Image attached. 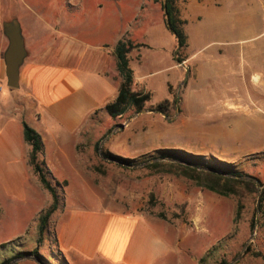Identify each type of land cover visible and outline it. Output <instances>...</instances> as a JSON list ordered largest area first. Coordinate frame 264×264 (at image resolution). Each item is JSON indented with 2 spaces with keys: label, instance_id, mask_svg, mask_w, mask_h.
I'll use <instances>...</instances> for the list:
<instances>
[{
  "label": "rangeland",
  "instance_id": "1",
  "mask_svg": "<svg viewBox=\"0 0 264 264\" xmlns=\"http://www.w3.org/2000/svg\"><path fill=\"white\" fill-rule=\"evenodd\" d=\"M235 2H227L223 19L212 22L203 15L192 24L191 43L184 27L188 45L177 53L184 65L175 56L174 71L134 84L135 90L152 92L142 111L132 108L99 124L94 119L96 124L86 128L85 140L78 144L83 160L78 172L66 181L51 178L58 208L42 234L41 217L54 202L51 192H26L29 199L19 203L0 194V264H70L56 248L54 230L57 211L67 203L96 209L107 205L159 218L174 246L170 264H264V223L258 211L264 187V0H254L249 9L247 0ZM234 7L239 20L230 15ZM141 20L146 25L144 17ZM150 24L158 47L176 39L160 19ZM251 46L255 53L246 54L245 60L225 64L207 58L211 52L219 57L220 50L231 49L236 55ZM177 48L178 43L175 52ZM142 54L149 62V54ZM131 56L137 74L149 70V64H136L139 52ZM156 56L162 65L170 61L162 49ZM4 92H9L7 85L0 89V112L8 106ZM166 99L168 109L162 112L157 105ZM166 151L205 166L220 162L224 175L244 171L245 180L256 182L258 189L251 192L238 183L237 193L224 195L184 176L178 167L152 166L172 161L160 157ZM67 166L66 172L72 173L73 166ZM257 217L258 225L253 226ZM36 249L40 256L33 253ZM20 251L31 252L17 257Z\"/></svg>",
  "mask_w": 264,
  "mask_h": 264
},
{
  "label": "crops",
  "instance_id": "2",
  "mask_svg": "<svg viewBox=\"0 0 264 264\" xmlns=\"http://www.w3.org/2000/svg\"><path fill=\"white\" fill-rule=\"evenodd\" d=\"M235 1L176 0L190 43L192 24L203 15L212 22L223 19L227 2ZM230 15L239 20L237 7ZM143 17L146 25L138 22ZM156 18L166 26L158 0H0V89L9 88L3 94L8 106L0 112V194L5 200L26 202V192H50L30 163L32 146L25 139L24 121L42 136L41 158L50 180H70L78 172L83 163L78 144L85 140L86 128L94 119L97 124L112 119L106 107L116 101L123 82L116 53L120 39L137 45L129 54L131 65L133 52L140 53L138 67L141 62L150 65L146 72L135 69L136 85L175 70L178 40L175 36L158 47L149 26ZM14 20L20 23L26 50L17 89L8 85L5 59L10 43L6 28ZM160 49L169 55L166 65L156 56ZM144 51L149 62L142 58ZM220 53L207 58L229 64L255 51L251 46L236 55L231 49ZM68 164L73 166L69 174ZM54 230L56 248L70 264H170L174 252L162 220L107 205L96 209L67 203L57 211Z\"/></svg>",
  "mask_w": 264,
  "mask_h": 264
},
{
  "label": "trees",
  "instance_id": "3",
  "mask_svg": "<svg viewBox=\"0 0 264 264\" xmlns=\"http://www.w3.org/2000/svg\"><path fill=\"white\" fill-rule=\"evenodd\" d=\"M165 5L167 6V12H165V23L166 27L170 29L173 34L176 36L178 43H180L181 48L188 45V36L184 30L185 20L179 17V10L176 6V0H162V6L165 11ZM167 14L169 15V24L167 19ZM137 45L129 38H122L119 40L116 53L118 57V66L119 70L123 77V82L120 87L118 97L115 102L108 104L106 109L110 116L114 119L124 115L129 109H136L140 112L146 107V103L151 100L152 92L151 91H140L134 89L135 84V70L130 64L129 54ZM181 59V58H180ZM182 60V59H181ZM171 88V87H169ZM169 100L166 99L163 102H160L157 105V109L162 112L167 111ZM24 134L25 139L32 146L30 163L34 167V170L39 176L42 184L51 192L54 202L47 210V212L41 217V224L39 228L40 234H42L48 225L50 216L58 208V194L55 186L52 184L51 180L47 177V171L45 170V161L41 158L43 151L44 143L41 134L24 121ZM100 141L97 142V149L99 148ZM175 151H166L160 155L163 159H171L172 161L168 162H156L152 163V166H161L164 164L175 166L180 168L183 171V175L196 181L200 185H206L209 189L216 191L220 194L229 195L231 193H237V184H244L251 192H256L258 187L257 183L254 181L245 180V172L239 170H226L227 175H224L219 169L217 163H208L205 165L200 164L199 162L193 161L190 158H183L178 154L174 153ZM114 158H119V156H112ZM125 161L130 162L129 159ZM228 167L233 166L230 164H225ZM225 182L223 183L222 181ZM60 182H57L59 185ZM262 186L264 184L260 182ZM259 209L262 213L261 219L262 224L264 223V187L261 192L260 197V206ZM256 219H252V225L255 226ZM31 251H20L16 256H24L29 254ZM34 254L40 256L39 251L36 249L33 251ZM221 264H226L225 261Z\"/></svg>",
  "mask_w": 264,
  "mask_h": 264
},
{
  "label": "water",
  "instance_id": "4",
  "mask_svg": "<svg viewBox=\"0 0 264 264\" xmlns=\"http://www.w3.org/2000/svg\"><path fill=\"white\" fill-rule=\"evenodd\" d=\"M165 12H167V6L165 5ZM168 24H169V15L167 14ZM6 32L9 36L10 43L6 50L5 59H6V71L8 77V85L12 89H17L20 87V68L24 62L26 56V50L24 47V39L20 27V23L18 20H14L10 23L7 28ZM181 45L178 43V48L175 52V56L179 64L184 65L185 61L178 58L177 53L180 49ZM189 68L187 67V79L189 75ZM259 204H258V211H259ZM259 218L257 217L255 226L258 225Z\"/></svg>",
  "mask_w": 264,
  "mask_h": 264
},
{
  "label": "bare ground",
  "instance_id": "5",
  "mask_svg": "<svg viewBox=\"0 0 264 264\" xmlns=\"http://www.w3.org/2000/svg\"><path fill=\"white\" fill-rule=\"evenodd\" d=\"M259 78L257 76H255V80L257 81Z\"/></svg>",
  "mask_w": 264,
  "mask_h": 264
}]
</instances>
